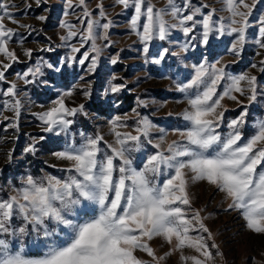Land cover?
Segmentation results:
<instances>
[{
  "label": "snow or ice",
  "instance_id": "6c2138e0",
  "mask_svg": "<svg viewBox=\"0 0 264 264\" xmlns=\"http://www.w3.org/2000/svg\"><path fill=\"white\" fill-rule=\"evenodd\" d=\"M115 2L125 9L134 8L130 28L143 43L145 54L149 43L153 39L166 40L171 28L187 37L199 23L205 45L213 32L222 36L227 28L228 35L235 34L230 51L239 55L246 43L249 18L258 0H252L251 4L246 0H221L229 15L227 25L220 22L219 27L214 26L213 13L209 12L197 21L194 17L199 15L198 8L183 15L175 0H167L166 8L160 10L150 3L145 4V0ZM84 3L85 0H80L81 6ZM9 4L10 0L0 3L3 12L0 21L10 17ZM184 7H190V0H185ZM97 8L100 17L107 20L103 4H98ZM83 16L88 18L83 39L91 40L92 50L98 54L96 29L102 28L104 35L99 38L107 40L112 22L100 24L93 20L86 7ZM165 16H170L175 23L167 21ZM61 27L72 26L62 24ZM140 27L142 31H138ZM256 27L259 38L255 42L264 48V12L256 19ZM75 35L69 31L61 40ZM12 36V30L0 22V54L10 61L0 66V81L5 80L11 62L17 59L7 47ZM181 50H184L183 46ZM165 53L167 49L161 53V59ZM25 55L30 56V51ZM155 62L159 63V60ZM95 63L93 59V69ZM37 72L38 68L29 69L20 78L35 76ZM222 83L223 91L218 93ZM120 87L114 85L112 91L117 92ZM177 90L185 94L188 105L180 114L184 128L173 130V135H179L181 139L168 142L167 132L161 128V135L153 142L151 133L155 126L147 118L138 121L135 134L121 133L116 130L117 118L112 122L114 142L107 144L106 150L101 147L103 137L99 135L79 142L72 139L63 151L55 154L58 159L68 162L66 176L27 175L21 187L13 188L11 195L0 199V264H146L135 255L137 251L146 253L159 264L171 253L156 257L149 242L157 237L170 245L175 241L176 251L189 248L198 254L181 256L182 260L190 259L192 264H213V253L205 237L190 235L202 231L209 233L207 239H212L203 223L206 217L201 216L200 210L192 212L191 218L188 216L191 207L187 192L188 173L192 174L193 182L206 181L224 193L230 201L228 209L241 214L247 229L264 234V146L258 147L264 145V119L256 122L255 131L246 142H242L241 131L248 115L246 108L228 122L226 133L219 131L226 111L220 110L222 101L226 98L236 101L234 93L242 96L247 93L248 103L252 104L257 100V78L248 74L231 75L226 66L199 64L193 66L191 78L187 83L178 84ZM190 90H193L191 95ZM15 91L13 83L4 94L14 96ZM71 95V92L64 93V96ZM20 107L19 100L11 106L17 117ZM80 112H83V105L68 108L62 96L53 107L39 114L38 119L42 131L57 137L67 136L73 125L70 117ZM144 141L151 144L155 152L148 154L141 166L134 162L133 154L142 151ZM36 151L34 143L25 148V153ZM17 220L20 221L18 226ZM33 234L36 242L43 241L35 252L26 244V238ZM12 241H18L19 246ZM211 247L217 245L213 243Z\"/></svg>",
  "mask_w": 264,
  "mask_h": 264
},
{
  "label": "rangeland",
  "instance_id": "374dc122",
  "mask_svg": "<svg viewBox=\"0 0 264 264\" xmlns=\"http://www.w3.org/2000/svg\"><path fill=\"white\" fill-rule=\"evenodd\" d=\"M4 2L7 0H0V3ZM246 2L251 4L252 0ZM101 3L107 20L100 17L97 5ZM148 3L160 10L166 8L167 0H145V4ZM184 3L185 0H175L183 15L198 8L199 15L194 17L197 21L211 12L215 27H219L220 22L225 25L228 23L229 14L224 10L221 0H190L188 8L184 7ZM85 7L91 13V18L100 24L108 20L112 22L107 40L99 38L104 35V30L100 27L96 29L98 54L92 50V41L83 39L88 19L83 16ZM8 12L10 17L6 16L0 22L13 32L7 47L17 59L11 62L5 80L0 81V199L11 195L13 188L21 187L27 175L66 176L68 162L58 159L55 154L63 151L66 143L72 139L79 142L97 135L103 137L101 147L105 148L114 142L112 122L117 118L116 130L121 133L135 134L138 121L147 118L155 126L151 133L153 142L161 135V128L166 130L168 142L181 139L179 135H173V130L184 128L185 122L180 114L188 105L185 94L177 90V85L187 83L193 66L199 64L226 66V71L231 75L248 74L257 78V100L252 104L248 103L247 93L243 96L234 93L236 101L227 98L222 101L220 110L226 111L219 131L226 133L228 122L237 118L246 108L248 115L241 129L242 142H246L253 135L256 122L264 119V64L261 63L264 61V48L255 42L259 38L256 19L264 12V0H258L253 9L246 43L239 50V55L230 51L236 37L235 34L228 35L227 28L222 36L213 32L208 44H203V28L199 23L187 37L171 28L168 38L163 41L153 39L145 54L143 43L130 28L129 21L134 8L130 6L125 9L115 0H85L83 6L80 0H10ZM0 15H3L2 11ZM165 19L175 23L170 16H165ZM62 24L72 27H61ZM69 31L76 35L61 40V37L68 36ZM138 31H142V27ZM73 48L78 51L73 52ZM165 49L167 53L161 59ZM29 51L31 55H25ZM82 59L83 64L80 63ZM93 59L96 62L94 69L91 67ZM113 60L116 62L113 63ZM157 60L159 63L155 62ZM4 63L10 61L0 54V66ZM37 68L39 72L35 76L20 78L29 69ZM13 83L16 85L14 96L5 95ZM114 85L122 87L113 92ZM217 91H223V83ZM66 92L72 95L64 96ZM62 96L66 107L83 105V112L70 117L73 125L67 136L62 134L57 137L42 131L38 115L53 107L54 102ZM16 100L21 102L18 117L11 109ZM33 143L37 151L34 154L25 153V148ZM153 152L155 149L152 145L144 141L142 151L133 154L134 162L141 165V161ZM191 177V173L186 176L191 203L188 216L191 218L192 212L200 210L201 216L206 217L203 223L212 234V239H207L209 233L202 231L191 232L190 235L205 237L213 253V264H264V234L247 229L241 214L228 209L230 201L224 193L206 181L193 182ZM15 224L18 226L20 221H15ZM12 243L19 246L18 241ZM42 243L35 241L34 234L26 238L27 247L33 252ZM213 243L217 245L216 248L211 247ZM149 244L156 257L171 253L159 264H192L190 259L185 261L181 256H198L189 248L176 251L175 241L170 245L160 237L154 238ZM217 252L221 255L216 256ZM135 255L146 264H157L146 253L137 251Z\"/></svg>",
  "mask_w": 264,
  "mask_h": 264
}]
</instances>
